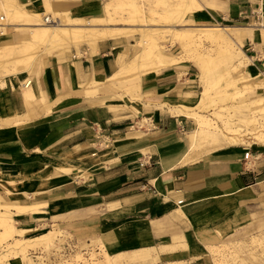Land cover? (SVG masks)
Instances as JSON below:
<instances>
[{"label": "bare ground", "instance_id": "1", "mask_svg": "<svg viewBox=\"0 0 264 264\" xmlns=\"http://www.w3.org/2000/svg\"><path fill=\"white\" fill-rule=\"evenodd\" d=\"M47 1L48 5L44 8L39 5L40 0H0V104L16 99L21 108L24 104L25 108L30 109L29 118L30 115L42 114L41 109L46 111V102L37 96L36 85L48 56L54 58L45 70L46 92L51 94L52 90L60 87L56 62H72L73 68L87 58L93 67L84 77L86 83L82 85V91H71V94L83 93L90 98L100 93L117 91L121 81L129 80L142 83L144 89L141 90L140 99H150L153 86L149 74L174 69L181 75L182 67L191 65L199 73L201 94L185 92L181 85H177L171 92L162 95L165 98L161 103L153 105L156 115L164 112L172 117H183L196 126L183 139L189 152L184 163L196 161L226 146H243L249 142L248 139L259 147L264 145V123L260 121L264 120V106L261 107V113L254 108L264 104V98L243 104L250 92L256 89L247 76L242 78L245 75L242 72L250 70L254 64V59L239 44L242 34L248 30L216 22L210 11L223 10L222 1L101 0L74 11L68 8L73 5L71 2ZM80 1L76 0L75 3ZM123 43H126V51L119 50ZM108 48L114 53L117 70L113 75L99 79L95 64ZM129 51L134 54V59L130 61L127 59ZM217 59L220 62L216 64ZM235 73L239 74L237 78ZM143 75L149 76L142 78ZM223 98L227 101L224 105L220 101ZM110 108L115 113L120 111ZM136 111L142 118L138 123L141 128L147 120L142 116L143 111L138 108ZM259 114L261 117H258ZM51 117L50 110H47L45 120L49 122ZM57 121L54 119L50 122L55 126ZM39 131L44 133L43 128ZM7 134L8 129L0 127V151H12L16 161L26 160L19 151L6 149L2 140ZM136 135L133 132L129 136ZM105 144L102 142L103 146ZM83 152V147L77 146L73 151L61 154L60 169L64 171L66 162L79 165L101 159L97 152ZM102 168L95 167L90 171L93 173ZM66 169L72 172L70 168ZM11 181L0 173V192H7L5 197L0 194V264H126V261L156 264L159 260L160 256L155 253V249L125 253L123 250L105 249L103 244L108 243V240L104 241L105 238L75 240L69 233L64 235L57 228L51 229L46 225L40 228L19 227L15 218L17 215H31L34 218L41 210L36 204L38 193L26 191L17 196L7 188ZM253 197L254 194L249 191L222 197L218 201L213 221L198 228L196 241L207 244L209 253L216 259L225 247L233 244L235 225L245 224L252 216L251 212H246L240 205ZM22 201L24 204L20 203ZM228 212V221L222 223V219L226 218L224 213ZM177 217L184 219L187 212L180 207ZM216 221L221 223L220 235L211 229ZM67 246L75 251L73 263L63 261L61 252L68 249ZM99 248L103 254L98 253ZM167 249L169 246L161 247L160 253ZM53 253L58 256L56 259L43 256ZM86 253L91 255V261L83 257ZM100 255L102 257L98 258ZM221 261L217 259V264H222Z\"/></svg>", "mask_w": 264, "mask_h": 264}, {"label": "crops", "instance_id": "2", "mask_svg": "<svg viewBox=\"0 0 264 264\" xmlns=\"http://www.w3.org/2000/svg\"><path fill=\"white\" fill-rule=\"evenodd\" d=\"M100 1L81 0L76 8ZM219 1L223 2V10H211L213 18L221 25L247 29L239 44L256 65H264V0ZM47 3L40 0L39 5L45 8ZM71 64H65L62 76L56 69L60 87L49 93L54 99L62 93L67 95L52 110L51 120L59 121L55 126L51 120H44L37 125L44 133L38 130L26 138L16 129L5 128L8 134L2 142L6 149L19 151L26 160L16 161L12 151H0V173L12 180L7 185L11 193H38L36 204L41 210L34 218L17 215L19 227L46 225L69 233L75 240L105 238L109 249L125 253L155 249L160 256L156 264H214L207 244L196 241L198 228L213 221L222 197L249 191L254 197L241 203L244 208L264 198V145L226 146L184 163L189 152L183 139L194 129L192 121L160 112L146 118L151 127L139 128L141 116L119 109L115 100L118 90L92 98L83 93L71 94L82 91L84 77L93 67L87 58L73 68ZM95 66L99 79L114 74L117 64L110 48ZM195 70L191 65L185 70V81L194 80ZM160 74V91L181 85L176 70ZM16 101H3L0 116L10 113L14 106L16 113ZM110 107L120 111L115 113ZM133 132L138 135L130 137ZM77 146L83 147L84 154L99 153L101 159L79 165L66 162L64 167L72 172L64 167L63 171L59 167L61 154ZM248 151L250 158L246 161ZM100 166L101 170L90 171ZM181 200L182 206L178 204ZM180 207L187 212L184 219L177 217ZM229 216V212L224 213V217ZM166 246L169 249L160 253V248Z\"/></svg>", "mask_w": 264, "mask_h": 264}, {"label": "rangeland", "instance_id": "3", "mask_svg": "<svg viewBox=\"0 0 264 264\" xmlns=\"http://www.w3.org/2000/svg\"><path fill=\"white\" fill-rule=\"evenodd\" d=\"M64 2H71V6H69L68 8H70L71 11L76 10L78 4L75 3L76 0H62ZM195 25H199L197 23H195ZM122 27V26H121ZM188 27H191L190 25ZM185 27V28H188ZM184 27H180L179 29H183ZM193 28V27H191ZM133 44H135V42H132ZM109 46H111V44H109ZM126 43H123L121 45V47L119 48L120 51H126ZM177 49V48H176ZM175 49V50H176ZM174 50V51H175ZM176 53H179L176 52ZM114 54V53H113ZM128 55V60H133L134 59V54L129 51ZM214 57H218L217 54L214 55ZM54 57L53 56H48L46 57V59L44 60V64H43V69L41 72V75L38 78L37 81V85H36V89L38 90V95L39 97H42L40 99H43V101L46 102V106L45 108L46 111L44 109H41L42 114H39L38 116H32L30 115V118L28 117L30 114V109L25 108V105H23V108L20 107V103H18L17 101V105H18V109L17 112L15 113L14 108L11 110L10 113L8 114H4L2 116H0V127L1 128H9V129H16L18 130V134L20 136H23V138H26L28 135H35L37 133V131L39 130L37 128V125L41 124L42 121L45 120V117H47V110H50V112L52 113V110L57 107L59 104H61L65 97H67V95L65 93H62L61 95L58 96V98L54 99L52 98L45 90V80H44V76H45V70L48 68V65L51 64L52 59ZM220 62L219 59H217L216 64ZM66 64V63H65ZM65 64L61 63V62H56V69H58V71H60V76L63 75L66 66ZM190 66V65H189ZM189 66L182 67V74L179 75V81L181 83V86L183 87V90L185 92L188 93H197V95L201 94L202 91V86H201V82L198 78L199 73L197 71V69L194 71V80H188L185 81L186 79L184 78L185 76V70H187L189 68ZM118 70H120L118 68ZM218 70V68H217ZM162 72V71H161ZM242 74H245L242 78L244 77H248L249 80L251 81V84H253L254 86H256V89L253 90V93L250 92V95H248V99L243 103V104H250V101H254V100H258L259 98H264V65H261L259 67V65H256V62L254 61V64L251 65L250 70L248 71H244L242 72ZM151 75V76H149ZM149 75H143L141 76L142 78L149 76L150 79V83L153 86L152 89L150 90L152 93V96L149 97L150 99H140L142 95V91L144 88L142 87V83H137V82H131V81H121L118 84V92L119 95L116 97L115 100H117L119 102V109L123 110V111H133L136 115H138V112L136 111V109L138 108L139 111H143V115L145 118H149L152 117V114H155V106L159 103H161L164 98L162 97V95H166L167 93L171 92L172 89H168L166 91H160L158 89V83L157 80L160 77V72H153ZM235 77L237 78V76H239L238 73L234 74ZM184 78V79H183ZM258 82V83H257ZM128 83H131V85H129ZM232 91V89H230ZM163 92V93H161ZM47 93V94H46ZM214 96V95H213ZM39 99V100H40ZM221 103L224 105L225 102H227L225 100V98L220 99ZM218 101V102H220ZM138 105V106H137ZM155 105V106H153ZM137 106V107H135ZM262 106H264V104H261V106H255V110L260 112V110H262ZM224 108H226V106H222ZM264 108V107H263ZM28 113V115H27ZM261 113V112H260ZM264 113V112H263ZM209 115V113L207 114ZM32 116V118H31ZM138 118H140V115L137 116ZM211 117V116H210ZM258 117H261V114L258 115ZM13 119V120H12ZM21 119H25L22 120ZM213 119H215L213 117ZM217 120V119H215ZM262 123H264V120H260ZM149 123L148 121L144 122V124L142 125V127H144L145 125L148 126ZM220 126L223 127V123L220 122L219 123ZM148 127H151L150 125ZM196 126L194 125V128ZM241 127V125H240ZM193 128L190 126V129ZM41 129V128H40ZM185 138V135H184ZM249 137H247L248 139ZM248 143L245 144V146L249 147V148H254L257 147L258 145L255 144V142H253V140H249L248 139ZM106 145V144H105ZM104 145V146H105ZM259 147V146H258ZM0 194L2 196L7 195V192L3 191L0 192ZM246 212H251L252 216H250V218L248 219V221L243 224V225H239L236 224L234 229H233V233L232 235L236 234V237L233 239V244L232 245H228L227 247H225V249H223L222 253L220 254V257L217 258L219 260H222V264H264V198H260L257 200H254L252 203H250V205L248 207L245 208ZM226 221H228L227 219H224V221H222V223H225ZM221 223H216V225H212L211 229L212 232L215 233L216 235H220V230H222V228L220 225ZM239 225V226H238ZM52 229V228H51ZM220 229V230H219ZM63 232V231H62ZM64 235H67L68 233L63 232ZM218 245H221V243H217ZM105 246V249L110 250L108 245H106V243L103 244V247ZM68 247V246H67ZM102 250L99 248L98 253H101ZM209 252V251H208ZM40 253V252H38ZM55 253V252H54ZM51 255V254H43L44 257L48 256H52V258L54 257L55 259L58 257H56L55 255ZM75 254V251L72 250L71 248L68 247V249L63 250V252H61V255H63V261H68L69 263H73L74 258H72V256ZM103 254V252H102ZM101 254V255H102ZM210 256L212 257L214 264H217V259L211 254L209 253ZM40 255V254H39ZM81 255V254H79ZM99 256L98 258H101L102 256ZM233 255V257H232ZM34 256V255H33ZM38 256V255H37ZM35 256V257H37ZM60 256V255H59ZM83 257H85L86 259H88L89 261H91V255L89 253H86ZM36 260V259H35ZM48 263V261H47ZM126 264H145V263H133L131 261H126ZM78 264H82L79 263Z\"/></svg>", "mask_w": 264, "mask_h": 264}, {"label": "built area", "instance_id": "4", "mask_svg": "<svg viewBox=\"0 0 264 264\" xmlns=\"http://www.w3.org/2000/svg\"><path fill=\"white\" fill-rule=\"evenodd\" d=\"M249 158H250V152L248 151V152L245 154L244 159L247 161V160H249ZM178 204H179V205H182V204H183V201H182V200L179 201Z\"/></svg>", "mask_w": 264, "mask_h": 264}]
</instances>
